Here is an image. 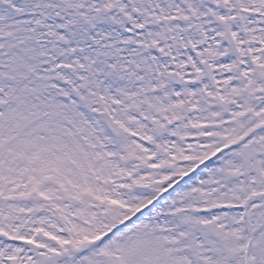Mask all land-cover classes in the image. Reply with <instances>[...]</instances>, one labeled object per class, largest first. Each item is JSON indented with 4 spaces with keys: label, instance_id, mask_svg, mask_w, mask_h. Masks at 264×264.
Here are the masks:
<instances>
[{
    "label": "snow or ice",
    "instance_id": "1",
    "mask_svg": "<svg viewBox=\"0 0 264 264\" xmlns=\"http://www.w3.org/2000/svg\"><path fill=\"white\" fill-rule=\"evenodd\" d=\"M0 264H264V0H0Z\"/></svg>",
    "mask_w": 264,
    "mask_h": 264
}]
</instances>
